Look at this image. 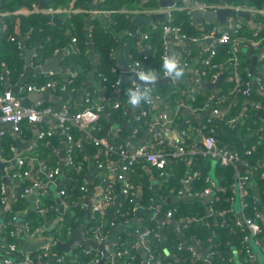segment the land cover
<instances>
[{"label": "crops", "instance_id": "obj_1", "mask_svg": "<svg viewBox=\"0 0 264 264\" xmlns=\"http://www.w3.org/2000/svg\"><path fill=\"white\" fill-rule=\"evenodd\" d=\"M102 1L103 0H89L88 8H86L87 6L74 7V5L71 4L69 7H66V9L70 10L75 8L77 10L57 13L51 16L55 19H50L51 21H55L58 24H62L71 12L84 15L87 26V42H90L89 44H91L88 51L93 52V41L90 38L92 31L91 24L97 14H104L107 17L109 16L107 13L97 12V10L100 8L98 4ZM135 1L140 3L141 7L131 11L132 17L137 15H153L159 8L163 7L162 0H153L156 4L152 8H142L143 5H146L150 0ZM38 3L40 4V0H38ZM207 4L212 6L218 5V7L221 5L232 6L224 2H209ZM178 5L187 7L183 2H179ZM123 9L128 11L126 8ZM176 11H185V13L189 16L191 23L194 24V27H196L200 33L197 35L198 37L209 30H215L218 34L220 33L221 29L222 31H231V29H233V27L239 23L241 25L239 36L242 37L243 41L240 51L245 52L251 57V65L253 56H257V63L255 65L256 71L254 69L253 74L250 73L251 65L249 67V74L252 76L250 80L254 82V78L262 64L261 55L264 52V46L256 52L253 51L258 49L260 43L259 41L253 39V37L257 36L258 33L264 30V17L263 19L261 17L255 19L252 14L251 21H247L243 17H228L226 22L221 25V23L218 21L208 22L204 18H198L194 12L188 14L186 9L181 8L179 10H175L174 15ZM21 14L25 13H16V15ZM262 16H264V14H262ZM5 17L2 16L0 18V33L3 30V26H5ZM56 19H59L60 22H58ZM19 20L20 17H17V24L15 27L16 33L14 34V37L17 36L16 38L18 41H15L13 44L16 45V49L19 50L20 54L24 56L23 70L16 78H13L10 70L5 67L0 75V90H11L20 98V101L27 100L29 105L41 101L43 105H50L56 111L61 113L77 112L82 108V98L84 92L99 88L98 81L95 80V78H93L90 74H86V76L78 82L71 79L73 77L77 78L79 73H81V66L79 67L78 65L66 63L67 58L70 57L71 53L77 52L79 48L77 42L73 44V36L70 35L71 40L65 47L55 48L51 56L47 57L41 62H37L36 58L39 55L40 48L43 47V40H40L35 44H29V32L26 35L21 34ZM162 23H164V21L153 22L149 25L153 27L158 25L161 27L160 24ZM220 27L222 28L219 29ZM247 27L250 28L251 31L247 30ZM145 33L147 35L146 30L142 29L139 25L136 26L134 33H131L134 42L136 43L137 49L141 54L145 53L147 50V37L145 36ZM249 35H253V37ZM10 41L14 42V40ZM19 41L23 45L22 48L18 47ZM166 42L169 46L168 57L170 56V53L172 56H175L179 62L178 66L181 65L182 61L187 62V65H189L186 68H182L183 71L186 72L184 78L182 79V81L186 82L185 84L192 82V77L195 76L197 71H199L201 68L199 64L203 63V59L208 54V52L211 49H216L218 47L216 40H213L211 43H207L206 41L188 43L176 39L173 33L166 35ZM119 43H121L120 49L116 47L114 51L118 58L117 65H119L122 69L125 68L126 65H129V62L134 59L135 55L132 52L124 51V48L128 46L127 41L123 42V38H121ZM30 49L32 53L29 56L30 60L28 64L27 51ZM6 51L7 50L5 47L3 52L5 53ZM93 54L95 59L97 55L94 52ZM55 58L57 59L55 66L61 68V71L54 70L48 72H36V69H38L41 65ZM222 65L224 66L219 69L220 75H224L223 81H228L230 77L232 78L234 76L233 69L231 70V65H226L225 63ZM75 73L76 75L74 76ZM42 78H44L43 82H41ZM205 79H208V77ZM73 81L76 82V84L69 86L68 83H72ZM47 82H52L54 86L44 92H35L28 89L30 85H41ZM63 85L66 86V90L61 88ZM219 89L220 87L212 89L213 93L210 94L213 95L214 92L218 91ZM232 91H230L231 94ZM253 91L255 90L253 89ZM260 92L263 94L262 99L259 101L260 108H264V91ZM234 93V99L230 103L224 104V111L226 109L232 111L236 106L235 104L241 100L243 94L240 91ZM38 95H43V97H39ZM101 95L102 94L99 95L98 99L101 98ZM194 105L198 106L197 104ZM186 110L188 113H185L184 109L177 110L174 104L172 106L167 105L166 114L168 118L172 119L174 122L170 130L165 133V138L170 146L176 145L179 138L184 134L185 131L190 133L191 136L189 139V144H192L193 139L198 140L203 135L207 134L206 132H200L198 127L202 126L204 115H207L209 112H199L197 110L192 111L189 109ZM237 110L241 113H245L246 107L241 105L237 108ZM110 122L112 124L109 131V136L111 138L112 136H127L130 141V146H137L139 143H144L147 141L144 132L140 133L138 139H135L130 137L127 127H125L127 129L125 131L114 127V122H118L117 119H111ZM240 123L243 124L244 121L242 120ZM0 128L5 129L7 132L2 145H0V158L3 160V162L7 163L4 170L0 168V192L2 196L0 205V264H4V262L8 260H11L13 264H83L79 263L77 261L76 255H74V250L75 248H78V245L73 247L72 256L67 255L66 253H61L66 257L65 262L57 261L56 257L40 259L39 256V251L41 248L55 239L54 230L59 227V225H61V219L68 211V207L70 205H68L67 197H61V195H59V191L61 188H66L72 184L77 183L79 186L83 184L86 191L84 192V199L81 202V205L85 209H88L90 205L86 204V198L89 199L90 203L92 199L100 198L105 191L110 189L111 183L107 177L115 180L119 161L116 160V158H110L107 156L108 153L105 148L98 147L94 144L84 141L83 150L79 153V157L83 158V172L81 175H77L73 166L69 164L67 158L68 146L65 140V133L59 128L57 121L53 117H46L39 123L25 122L23 124L22 131L19 133L12 131L10 126L7 124L0 125ZM254 129L255 128H248L245 131L239 132L237 134L245 140L250 138L254 134V131L259 132V134L264 136V117L261 121V125L256 130ZM41 130H51L54 131V133L52 135H47L46 137H41ZM234 130H225L222 132L221 136H219L222 141V145L226 146L224 142L227 141L228 138H231L232 135L236 134ZM20 158H23L26 161L25 168L30 170L29 178L45 179L43 174H46V168L43 167V163H48V165L52 167H58L61 170L58 176L54 178V180H52L47 186L48 194L51 197L48 198V200H50L48 202L49 207L47 206L46 211L41 213V218L38 217L39 224L37 227L40 229V231L33 235L28 230V226H32V224L30 225L29 223H35V220L32 216L34 211H32L30 208V195L26 197L22 194L27 183V178L17 175V172L20 170L18 162ZM108 163H112V171H108L107 167L105 166ZM135 171L139 174L136 176L139 183L137 181L135 183V185L137 184L136 209L132 212L129 220L124 222L125 224L123 223L119 226H124L119 235L123 236V240H126L127 243L133 241L136 242L140 238V233H142L145 228H148V226L153 225L159 231L160 239H162V236L165 235L167 231L169 232L171 230L175 235L178 233L185 244H191L197 247V249L205 248L207 252L206 254L199 252L198 250L197 252L204 257H209V254H211L213 248L215 247V245L211 244L210 239L206 242H203L197 237H192L189 240L187 239L186 230H188L190 227L188 224L190 221H195L198 224L199 222L212 224V226L216 228H220V225H224L231 228L232 231H235L236 228H239V226L236 225L235 220H233L234 217H232L233 215L237 219H240L245 212L241 202V192L239 185H237V182H235V186L233 184L231 189L232 195L229 201L228 197L230 194L227 190L228 187L223 183L225 176L221 173V166L216 158H204L201 154H195L188 162L170 161L167 165V168L163 172L159 171L149 162L141 161L134 168L132 173L134 177ZM194 172L198 173L197 178L193 177ZM202 175H204V177H202ZM198 180H200V182ZM118 186L119 185L117 183L113 185L116 195L113 206L110 207L107 212V225L109 224L108 221L116 217L117 211L121 204V196L118 194ZM207 187H212L213 191L209 194H204L203 196H197V193L204 192V189ZM253 190L254 195L257 196V209L255 212L249 214L254 221L262 225V213L264 208L262 204H264V199L262 193L256 189V187ZM192 191L194 192V196L191 194L193 193ZM208 197H210V199L207 200ZM203 201H205V203ZM182 203L186 204L184 207H186L188 210V216L183 215L178 219L164 218L163 221H160L154 217V213L157 212L158 207L164 208L166 211L170 208H173L175 205L180 209L179 205ZM190 203L197 204L195 211L194 209L190 208ZM223 203V207L219 208V205ZM13 208L18 209L13 211ZM71 212L73 217H75V211L71 209ZM246 214L248 215L247 210ZM14 216L16 219H13ZM211 221L212 223H209ZM87 222L88 221L84 216L83 220L81 221V223L86 224L84 230L87 228ZM9 228H12L10 230L13 236L12 241H9L5 234ZM31 229H33V227L30 228V230ZM164 242L165 240H163V243ZM11 243L16 244L15 251L11 250ZM240 243V246L231 244L230 242L228 243L231 248L227 260L231 264H246L247 262V255L244 252L245 247L242 246L241 241ZM249 245L251 250L257 255L261 262H264V244L262 247L251 240ZM165 249L167 250V248ZM81 250L82 252L91 254L92 256H99L100 260L94 264H100V261L104 259L102 252L97 249H86L82 247ZM29 254L32 256V263L28 262L26 259V256ZM146 254L147 250L141 249L138 252V258L135 262H130L125 259H112L105 260L103 264H147L145 262ZM160 256L162 259L161 254ZM90 264H93V262Z\"/></svg>", "mask_w": 264, "mask_h": 264}, {"label": "built area", "instance_id": "obj_2", "mask_svg": "<svg viewBox=\"0 0 264 264\" xmlns=\"http://www.w3.org/2000/svg\"><path fill=\"white\" fill-rule=\"evenodd\" d=\"M194 1L193 7H185L180 6L178 4L173 6H166L159 8L155 13H165V19L163 20L164 23L160 24L161 27L158 25L154 26L155 28H161L164 36L173 33L176 39L188 42V43H196L199 41H206L208 39H213L217 41V46L222 44L231 43L234 51L233 58L231 60L234 62L233 64V75H235L237 83L234 87L233 92L240 91L244 96L249 97L254 90L264 91V52L261 55V66L258 69V73L254 78V82L251 80L246 81L242 87V80L241 75L239 74L238 70V63L237 61V54L240 50L242 44V37L239 36L241 25L239 23L236 24L231 31L228 30H221L218 34L215 30H209L208 32H204L200 37L198 36H189L186 33H183L180 26L173 25L174 20V11L179 9H186L188 14L194 12L195 8L203 9V10H213L216 8L221 7H234L237 9H245L241 7L235 6H224L221 5H209L205 2L199 0H192ZM178 5V6H177ZM77 9L72 8L70 10L63 8V7H44L41 8L38 2L32 3L30 7H22L14 13H31V12H41L46 15L53 16L57 13H63L67 11H75ZM124 10V9H123ZM245 10L252 11L253 13L258 12L264 14V7L261 9H248ZM99 13H107L110 14L111 11L107 10H97ZM10 12H3L0 11V18L3 16H7ZM6 29V24L3 26V30ZM234 33V34H232ZM233 35V36H232ZM236 35V36H234ZM145 36L147 37L146 33ZM11 40L16 41V37L12 36ZM73 44L77 42L76 37H72ZM18 47L22 48L23 45L19 41ZM73 47V46H72ZM150 47V44L147 43V49ZM168 43H165V52L163 54V59L168 57ZM216 49H211L208 54L203 59V63L201 64V68L197 71V74L192 77V82L190 85H186L184 88H177L174 87L173 91L178 93L180 96L173 98L174 106L177 110L179 109H189L192 111H199V112H209L207 115H204V121L201 127H198L200 132H206L204 129L205 124L213 123V119L215 116H219L223 113L224 104L227 100L225 96H217L215 93L213 95H209L208 99L202 103L201 105H194L193 103H189L188 100L192 98L193 95H196L202 89L201 84L203 82H215L219 76L220 72L219 69L224 65L222 63H214L213 59L216 55ZM114 57H116L115 51H112ZM147 58V55H143L141 59H133L129 65H126L125 68H120L119 65H114L112 70L118 74V78L115 82H112L109 86L106 83V76L104 74H100L102 78V84L98 81L99 88L87 90L83 94L82 98V108L75 113H61L56 111L50 105H43L41 101H38L29 106H23L21 104L20 98L15 95L11 90H0V125L7 124L10 126V129L16 133L22 131L23 124L25 122L28 123H39L46 117H53L61 130L65 133V140L68 146L67 158L69 164L73 166L77 175H81L83 172V158L79 157V153L83 150V143L87 141L95 146L105 148L110 158H116L119 161L117 167V173L115 180L109 179L111 186L110 189L105 191L103 195L98 199H92L89 203L90 207V216L92 222L94 223L92 227H90L89 231L84 230L83 236L85 238H91L96 240L98 243L105 242L109 239V234L112 229H115L123 224L129 218H126L123 222H117L116 218L111 219L109 224L107 225V218H108V209L113 206L115 201L116 192L113 188V185L117 183L119 186L118 194L124 199L128 200L130 204H133L131 207V212H133L136 208L137 204V187L135 185V181L132 179V173L134 167H136L141 161L149 162L153 166H155L159 171H164L167 168V165L170 161H190L192 156L195 154H201L204 158H213L217 159L220 166L222 165H232L236 171L237 177V185H239V189L241 192V202L243 205V210L245 211L240 219H234L236 225L239 228H242L246 231L243 236L242 246L245 247L244 252L247 255V262L246 264H264L261 260L257 257V255L251 250L249 242L253 240L257 245L262 246L264 244V226L260 223L253 220V218L249 217L246 214V210L251 205L257 207V197L252 198L250 201L246 198L248 193L247 186H250L256 182L254 179V173L258 170V166H254L249 160L243 159L238 152L231 150L227 146L222 145V141L219 136L216 135V130L214 128L211 129V133H205L200 139H193L192 144H189L190 133L184 132L183 135L178 140V143L174 146H170L165 138V133L170 130L171 126L174 124L173 120L168 118L166 114L167 105H171L168 102H165V98L162 96L160 92H154L151 90V87L146 86L145 88L148 89V100L145 101L146 103H141L139 108H133L127 101L123 99H119V90L122 79H127L128 77L131 78V85L136 86L138 85L134 78L130 75V73H135L137 75L138 72H149L153 71L157 74L158 79H163L166 77H170L173 83L176 84V81L179 78L173 79L171 76L165 75V72L159 73L155 68L148 69L145 65H143L144 60ZM180 67H187V62H181ZM209 68L212 73L209 72V75L204 76L202 73V69ZM76 73L74 74V76ZM208 79H205L207 78ZM94 78V77H93ZM54 84L52 82H47L41 85H30L28 89L30 91L35 92H44L49 88H52ZM63 90H66V86L63 85L61 87ZM105 98L103 100L97 99V95L105 94ZM101 95V96H102ZM185 96V100L181 98ZM222 97V98H221ZM254 107L259 109L260 103L254 102ZM172 106V105H171ZM110 109H116L121 111L124 114L125 119L123 121L130 120V127L132 129V133L130 137L138 139L140 133H142V127H132V124L135 121L147 120L144 126L146 130L144 132L147 141L144 143H139L137 146H130L129 138H124V143L119 145L118 141L106 135H99L98 132L100 131L99 120L102 116L110 117L111 111ZM231 111H229L230 113ZM228 113V114H229ZM118 121L114 122V127L116 123L123 122ZM240 121L239 116L233 114L229 116L225 120L226 130H234L237 126V123ZM73 127H77L81 134L80 136H76L73 132ZM124 128V127H123ZM122 129V128H118ZM54 131L51 130H41L40 136L46 137L47 135H52ZM7 132L5 129L0 128V145L6 136ZM117 138L121 139V136H116ZM131 147V148H130ZM255 146H252V151ZM248 152H251L249 150ZM78 153V154H77ZM20 170L17 172L18 176H23L27 178V183L24 187L22 192L23 195L26 197L29 196L33 192H37L39 199L37 203V210L39 212L46 211L45 199L51 198L48 194L47 186L48 184L54 180L61 172L60 168L52 167L48 165V163H43V167L46 168V174H43L45 179L42 178H29L30 170L25 168L26 161L23 158L18 160ZM108 171L113 170L112 163H108L105 165ZM245 169V173H241V170ZM262 177L264 178V172H262ZM193 177L197 178L198 173L194 172ZM115 182V183H114ZM236 183H234V186ZM233 186V185H232ZM81 191L85 192V186L82 184L79 186ZM213 191L212 187H207L204 189V192L197 193V196H203L204 194H209ZM193 192V191H192ZM194 196V192L191 193ZM59 195L61 197H67L69 199V191L68 187L61 188L59 191ZM84 197V196H83ZM66 202V201H65ZM69 205V202H68ZM73 205H69L68 210L72 209ZM57 208V207H56ZM157 208V207H156ZM245 208V209H244ZM257 209V208H256ZM118 212V211H117ZM179 212L178 206L170 208L168 210H164V208L158 207L157 212L154 213V217L158 219L159 215H163L165 218L174 219L175 215ZM264 212V208H263ZM262 218H264L262 213ZM13 219H16L14 216ZM195 219V218H194ZM125 224V223H124ZM111 227V228H110ZM31 227L28 226L29 232L33 234L40 231V229L33 228L30 230ZM110 228V229H109ZM71 230L69 231L70 234ZM151 236L159 237L160 234L156 227L148 226L145 228L142 233H140V238L136 242H126L123 240V236H118L112 245L106 246V251L109 255L113 257V259H125L130 262H135L138 258V252L141 249H146V259L145 262L147 264H163V260L161 259L160 255L153 252L151 249ZM59 239L55 237L53 241L45 245L39 251L40 259L56 257L57 261L65 262L66 257L63 254H60L57 251V243ZM178 249H184L192 254L193 257L197 259L204 258L207 261H210V257L214 254L211 252L209 257H204L197 252V247L191 244L179 243ZM11 250H16V244H10ZM90 249V248H88ZM104 258V255L102 253ZM178 257V256H177ZM176 259L178 260V258ZM28 262L32 263L33 259L32 256L29 254L26 256ZM99 256H95V260L93 264L98 262ZM4 264H13L11 260L5 261Z\"/></svg>", "mask_w": 264, "mask_h": 264}, {"label": "trees", "instance_id": "obj_3", "mask_svg": "<svg viewBox=\"0 0 264 264\" xmlns=\"http://www.w3.org/2000/svg\"><path fill=\"white\" fill-rule=\"evenodd\" d=\"M201 1L207 3L224 2L235 7L248 8V9H261L262 7H264V0H201ZM34 2H38V0H0V11L10 12L5 17L6 29L2 30V32L0 33V75L5 67H7L10 70V73L13 78H16L23 70L24 56L20 54L19 50L16 49V45L13 44L15 43V40L14 42L10 41L11 37L15 36L14 34L16 33L15 27L17 24V17H20L19 28L21 34L26 35L29 32L28 33L29 44H35L38 41L43 40V47L40 48L39 55L36 58L37 62H41L45 60L47 57L51 56L55 48L65 47L68 44V42L71 40V36L73 37L77 36V45L79 48L77 52L71 53L70 57L67 58L66 61L67 64L70 63V64L78 65L79 67L81 66V73H79V76L77 78L75 77L71 78L72 80H76V82L81 81L82 78L86 76V74H90L92 77L97 78L100 81V84H102V78L100 77V74H104L106 76L107 78L106 83L109 86L111 85L112 82H115L118 78V74L112 70V67L114 65H117L118 58L117 56L116 57L113 56L112 51H114L116 47L120 49L121 43L119 42L121 38H123V42L127 41L128 43V46L124 48L125 49L124 51L132 52L135 55L134 59H141L143 55H147V58L144 60L143 65H145L148 69L155 68L159 73H162L164 71L163 54L165 52L166 38L164 36L162 29L155 28L147 23H142L141 25L139 24V26H141L142 29L146 30L147 32L146 40L147 43L150 44V47L146 50L145 53L142 54L137 49L136 43L134 42V39L129 31V26L131 25L133 18L131 15V11L141 7V4L136 2L135 0H103L98 4L100 7L99 9L111 11V13L109 14L108 17L105 16L104 14H102L101 16H95L91 24L92 31L90 38L93 41V52L97 55V57L95 56L96 57L95 59L94 57L91 56L90 52L88 51L90 46L89 43L87 42L88 35L86 31L87 26L85 23L86 18L84 15L71 12L66 17V19L62 24H58L55 21H51L48 15L41 12L25 13L21 15H16V13H14V11L22 7H30ZM88 2L89 0H46L45 5L46 7L66 8L72 4L74 5V7L87 6L86 8H88L89 7ZM155 4L156 3L153 0H150L146 5H143L142 8H152L155 6ZM123 8H126V10L128 11L125 10L123 11L122 10ZM253 16L255 17V19H258V17H261L263 19L264 17L262 16L261 13L258 12L253 13ZM263 24H264V19H263ZM173 25L180 26L182 32L186 33L189 36H197L200 34L196 29V27H194V24L191 23V20L189 16L185 13V11H176L174 15ZM247 30L251 31V29L248 27ZM249 36L253 37V35H249ZM253 39L260 42L258 49L253 50L256 52L264 46V30L258 33L257 36H254ZM16 41H18V39ZM3 46H5L7 50L5 53L3 52L5 47ZM216 52L217 53L213 59V62L214 63L223 62L226 65H231L230 67L232 70L234 62L231 60V58H233L234 51L231 43L219 45L217 47ZM235 63H238V70H239L238 72L241 75L242 87H243L244 83L250 80L252 77L249 74L251 57L248 56L245 52L239 50L237 54V61ZM199 65L201 66V64ZM181 68H186V67L181 66ZM204 72H205V74H203L204 76L209 75V72L212 73V71L209 68L202 69V73ZM185 73L186 72L184 71L183 76L176 81V84L173 83L172 81H167L163 84L152 86L151 90L160 92L162 96L165 98V102H168L169 104L173 105L174 104L172 101L173 98L180 96L178 93H175L173 91L174 87L176 86L177 88L180 89L186 87V85H190V83L185 84L186 82L182 81ZM43 81L44 78H42L41 82ZM130 81L131 78L128 77L120 85L119 96H118L119 99H123L124 101L128 100L127 91L129 88H133ZM76 82L74 81L72 83L69 82L68 85L69 86L75 85ZM236 83L237 80L234 75L232 78L230 77L228 81H223V83L220 86V89L214 93L217 96L227 97L225 104L230 103L235 97V95H233L235 93L232 90L234 89ZM230 91H232V94L230 93ZM210 93H213L212 89L210 90L201 89V91L198 94L193 95V100H191L192 98H190L188 102L201 105L208 99ZM105 95L106 92L101 96L99 100H103L105 98ZM97 96L98 99L99 95ZM248 96L249 97L242 95L241 100H239L235 104L236 106L234 107V109L229 114H227L226 117L220 118L218 116H215L213 119V123L205 124L204 129L205 131H207V133H211V129L214 128L216 130V135L221 136L222 132L226 130L225 120L229 116L236 113L239 116L240 121L237 123V126L234 130L236 134L232 135V137L228 138L227 141H225L224 143L231 150L238 152L243 159L249 160L251 163H253L254 166L255 165L258 166V170L254 173L253 176L256 182L250 186H247L248 193L246 195V198L249 199L250 201L252 198L257 197L256 195H254L253 189L255 187L262 193L264 199V178L261 175L262 172H264V139H263L264 136L259 134V132L254 131V134L250 138L245 140L242 139L237 133L243 132L248 128H255L254 130H256L261 125V121L264 117V108L257 109L253 105L254 102H259L262 99L263 94L260 91L255 90ZM181 99L185 100L186 98L184 96ZM145 103L146 102L143 100V104ZM241 105L243 107L244 106L246 107L245 113H241L240 111L237 110V108L240 107ZM110 111H111L110 117L102 116L99 120V125H100V131L98 132L99 135H106L109 137V131L112 125L110 122L111 119L113 120L117 119V121H123L125 119V116L123 113H121V111L116 109H110ZM242 120L244 121L243 124L240 123ZM146 122L147 120H141V121L136 120L135 123L132 124V127H136V126L140 128L142 127V133H143L146 130V127L144 126ZM72 130L76 136H80L81 131L77 127H73ZM122 130L125 131L127 129L124 127L122 128ZM113 139L117 140L119 145L125 142L124 138L122 137L121 139L117 137H114ZM253 145L255 146V148L252 151ZM249 150H251V152H248ZM244 170L245 169L241 170L242 174L245 173ZM221 173L225 176L223 183L225 186L228 187L227 190L229 191L230 194L228 198L230 201L232 195V191H231L233 187L232 185L237 180L236 171L232 165H222ZM134 175L135 177L132 176V179L136 182L138 179L136 176H138L139 174L135 171ZM202 177H204V175H202ZM198 181L200 182V180ZM0 185H1V180H0ZM68 191H69V199L67 200V202H69L70 205H73L71 208H73L72 210L75 211V217H73L71 209L65 213V215L61 219V225H59V227H57L54 230L55 237H57L59 241L68 240L69 231L81 223L87 211H88V218H87L88 222H87L86 231H89L90 227H92L94 224L90 216V207L88 209H85L81 205V202L84 199L83 197L84 192L81 191L79 185L76 183L68 186ZM1 201H2V196L0 192V205H1ZM49 201L50 200H48L47 197L45 199V204H44L46 208L48 206ZM120 203L121 204L119 206L118 212L115 217L117 222L125 221L126 218H129L132 214L131 207L133 204H130L128 200L124 199V197H121ZM185 205H186L185 203L179 205L180 213L178 212L177 214H174L175 219L176 218L178 219L180 216L183 215L188 216V210L186 207H184ZM189 205L190 208L194 209L195 211L197 204L190 203ZM223 205L224 203L220 204L219 208H222ZM262 205L264 206V204ZM256 208L257 207H255L254 205H251L250 207L247 208V213L249 217H251L249 213L255 212ZM17 209L18 208H13V211H16ZM40 215L41 212H39L38 210L34 211L32 216L33 219L35 220V223H31V222L29 223L30 225L32 224L31 228L32 227L35 228L38 226L39 224L38 217L41 218ZM263 216H264V212H263ZM232 217H234L235 219V216L232 215ZM209 223H212V221ZM188 224L190 227L188 230H186L187 236L185 235L188 240L191 239L192 237H197L203 242H206L210 239L211 244L215 245L212 251L214 252V254L210 257V261H207L204 258L197 259L196 257H193L192 254L189 253L188 251L184 249H178L177 247L178 244L184 242L178 233L175 235L170 230L169 232L167 231V233L162 236V239H160L159 237L151 236V249L153 252L157 253L158 255L160 254L162 255L163 264H231L227 260L231 248V246L228 243L230 242L231 244L240 246L241 245L240 241L241 242L243 241V236L246 233L244 229L236 228L235 231H232L231 228H229L228 226L220 225L221 226L220 228H216L212 226V224L202 223V222L201 223L199 222L198 224L195 221H190ZM262 225L264 226V218H262ZM11 229L12 228L7 229L5 233L9 241L13 240V236L10 231ZM163 240H165L164 242L165 244L163 243ZM165 248H167L168 251ZM57 251L60 254L64 253L58 248ZM166 253L169 254L167 255ZM74 255H76L77 261L83 264H90L95 260V255L92 256L91 254L82 252L81 247L75 248ZM176 257L178 258V260L176 259Z\"/></svg>", "mask_w": 264, "mask_h": 264}, {"label": "water", "instance_id": "obj_4", "mask_svg": "<svg viewBox=\"0 0 264 264\" xmlns=\"http://www.w3.org/2000/svg\"><path fill=\"white\" fill-rule=\"evenodd\" d=\"M179 2H183L186 6L189 7H193L194 6V1L192 0H162V4L164 7L166 6H173L178 4ZM40 7L44 8L45 7V0H40ZM194 13L196 14V17L198 18H204L206 19V21L208 22H213V21H218L222 24H224L226 22V19L228 17H243L245 18L247 21H251V17L253 12L252 11H248L245 9H235L234 7H219L213 10H203V9H199V8H195L194 9ZM97 16H101L98 15ZM165 13H155L153 15H137L135 17H133V22L131 23V25L129 26V31L130 33H134L135 28L137 25L142 24V23H147V24H151L153 22H159V21H163L165 19ZM50 18H53L49 15ZM55 19V18H53ZM58 22H60L59 19H56ZM222 27H220L219 29H221ZM222 30V29H221ZM213 41V39H208L206 40L207 43H211ZM90 43V42H89ZM89 46H91V44H89ZM28 53V64H29V56L31 55V49L27 51ZM91 56L94 57L93 52H90ZM172 54L170 53L171 57ZM57 59H53L51 61H48L46 63H44L43 65H41L38 69H36V72H48V71H54V70H60L61 68H58L55 66ZM257 63V56H253V60H252V65L250 67V73L253 74L254 69H255V65ZM130 75L132 76V78L135 79V81L137 82V84L140 86L141 91H144L146 86H155V85H159V84H163L167 81H173L170 77H166L160 80H156L154 83H148L145 84L144 82L140 81L138 76L135 73H130ZM224 80V75H220L219 78L215 81V82H203L201 84V87L205 90H210V89H215V88H219L222 81ZM124 79H122L121 84L123 83ZM39 97H43V95H38ZM36 97V96H35ZM143 102V100L141 101V103ZM140 105L137 107L139 108L141 106ZM21 104L23 106H29V102L26 101H21ZM185 113H188L187 110H185ZM229 113V109H226L222 114H220L218 117L220 118H224L227 114ZM130 120L127 121H123V122H119L115 124V128H123V127H127L129 130V133H132V129L130 127ZM5 162H3V160L0 158V168L1 169H5L6 167ZM38 193L37 192H33L30 194L29 196V201H30V208L32 211H36L37 210V203H38ZM210 199V197L207 198V200ZM205 203V201H203ZM86 204H89V199L86 198ZM88 218V213L85 215V219ZM165 217L159 215L158 219L160 221H163ZM85 223H80L78 226H76L75 228H73L69 234V238L66 241H59L57 243V247L59 250L63 251L64 253H66L67 255L72 256L73 254V247L75 245H78V247L80 248H93V249H97L99 251H101L104 255V259H102L100 261V264H103L105 262V260H112L113 257L111 255H109L106 251V246L108 245H112L116 239V237L121 233V231L123 230V225H121V227H117L115 229H113L110 233V237L107 241L102 242V243H98L96 240L91 239V238H85L83 236V231L85 228ZM199 252H203L204 254H206V249H197ZM167 252V251H166ZM114 260V259H113Z\"/></svg>", "mask_w": 264, "mask_h": 264}, {"label": "clouds", "instance_id": "obj_5", "mask_svg": "<svg viewBox=\"0 0 264 264\" xmlns=\"http://www.w3.org/2000/svg\"><path fill=\"white\" fill-rule=\"evenodd\" d=\"M179 62L175 56L165 57L163 62V69L165 75L171 76L173 79L180 78L183 76L184 71L178 66ZM137 76L140 81L145 84L154 83L158 76L155 72H138ZM148 89L145 88L144 91H141L139 85L134 86V88H129L127 91L128 103L133 107H138L142 100H148Z\"/></svg>", "mask_w": 264, "mask_h": 264}, {"label": "rangeland", "instance_id": "obj_6", "mask_svg": "<svg viewBox=\"0 0 264 264\" xmlns=\"http://www.w3.org/2000/svg\"><path fill=\"white\" fill-rule=\"evenodd\" d=\"M154 92H156V91H154ZM73 209V208H72Z\"/></svg>", "mask_w": 264, "mask_h": 264}]
</instances>
